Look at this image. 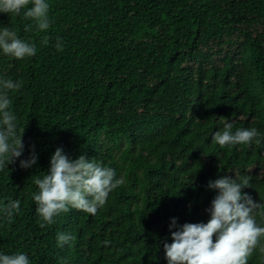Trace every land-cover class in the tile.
<instances>
[{
  "label": "trees",
  "instance_id": "1",
  "mask_svg": "<svg viewBox=\"0 0 264 264\" xmlns=\"http://www.w3.org/2000/svg\"><path fill=\"white\" fill-rule=\"evenodd\" d=\"M46 2L45 31L25 17L32 4L0 13V30L36 48L23 60L0 49V79L22 81L7 96L24 145L0 170V254H26L29 264H168L171 221L176 231L210 219L218 192L209 181L249 176L242 192L264 203V0ZM229 122L258 136L221 147L213 136ZM58 148L123 181L94 216L70 208L46 224L37 214L34 180ZM33 152L37 163L22 168ZM16 200L9 219L3 209ZM61 233L74 239L60 246ZM261 247L264 238L248 264H264Z\"/></svg>",
  "mask_w": 264,
  "mask_h": 264
},
{
  "label": "clouds",
  "instance_id": "2",
  "mask_svg": "<svg viewBox=\"0 0 264 264\" xmlns=\"http://www.w3.org/2000/svg\"><path fill=\"white\" fill-rule=\"evenodd\" d=\"M29 4L32 7L25 12V17L35 20L40 31L47 30L51 22L46 0H0V13L18 15ZM43 43H48V37H44ZM56 48L63 50L60 41ZM0 49L17 60L36 54L34 44L20 39L17 32L8 27L0 30ZM21 86L22 81L0 79V170L23 154L22 135L17 134V117L9 111L11 101L7 96V90L18 91ZM257 136L256 128L233 132L229 122L214 134L213 141L221 147L251 144ZM36 163L37 156L33 152L20 166L28 169ZM250 179L249 176H235V179L225 176L209 181L208 188L218 192L208 209L210 219L206 224L186 223L176 231L172 229L177 228V221H171L172 243L163 245L168 264H248V258L264 238V226L257 222V216L264 219V203L253 201L242 192L249 186ZM34 183L39 189L38 194H33L36 212L46 224H52L54 217L67 213L70 208L94 216L123 181L116 179L112 168L94 159L89 161L84 155L70 160L58 148L51 157L48 173ZM19 210V200L9 201L3 209L9 219ZM45 223L40 226L43 228ZM72 239L74 237L64 233L57 236L60 246ZM260 250L264 252V247ZM0 264H29V259L23 253L0 254Z\"/></svg>",
  "mask_w": 264,
  "mask_h": 264
}]
</instances>
